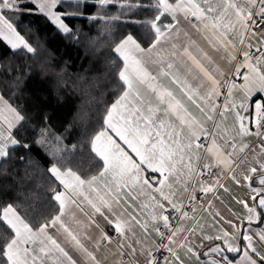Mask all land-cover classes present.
<instances>
[{
  "label": "snow or ice",
  "instance_id": "snow-or-ice-1",
  "mask_svg": "<svg viewBox=\"0 0 264 264\" xmlns=\"http://www.w3.org/2000/svg\"><path fill=\"white\" fill-rule=\"evenodd\" d=\"M0 264H264V0H0Z\"/></svg>",
  "mask_w": 264,
  "mask_h": 264
},
{
  "label": "trees",
  "instance_id": "trees-1",
  "mask_svg": "<svg viewBox=\"0 0 264 264\" xmlns=\"http://www.w3.org/2000/svg\"><path fill=\"white\" fill-rule=\"evenodd\" d=\"M88 27L85 21L84 30L88 31ZM91 35L95 36L96 32L93 30ZM40 38L45 42V46L53 58L52 62L60 66L66 64V72L73 79L77 73L84 74L93 63L94 53L86 42L79 45L70 44L68 40L55 35L50 30L47 33L42 31ZM41 85L43 86L41 87ZM37 89H39L38 92ZM26 91L41 96L40 103L51 113V124L57 132L65 131L82 102L79 95L72 92L71 84L68 88L57 89L53 81L45 82L39 76L29 82Z\"/></svg>",
  "mask_w": 264,
  "mask_h": 264
}]
</instances>
